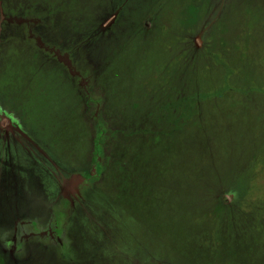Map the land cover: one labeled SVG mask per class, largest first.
I'll use <instances>...</instances> for the list:
<instances>
[{
  "label": "rangeland",
  "instance_id": "obj_1",
  "mask_svg": "<svg viewBox=\"0 0 264 264\" xmlns=\"http://www.w3.org/2000/svg\"><path fill=\"white\" fill-rule=\"evenodd\" d=\"M0 264H264V0H0Z\"/></svg>",
  "mask_w": 264,
  "mask_h": 264
}]
</instances>
